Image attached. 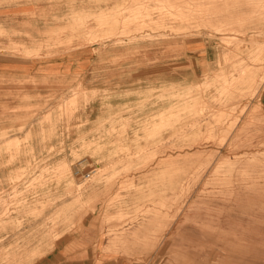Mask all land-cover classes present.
I'll use <instances>...</instances> for the list:
<instances>
[{"label":"rangeland","instance_id":"1","mask_svg":"<svg viewBox=\"0 0 264 264\" xmlns=\"http://www.w3.org/2000/svg\"><path fill=\"white\" fill-rule=\"evenodd\" d=\"M99 251L264 264V0H0V264Z\"/></svg>","mask_w":264,"mask_h":264},{"label":"crops","instance_id":"2","mask_svg":"<svg viewBox=\"0 0 264 264\" xmlns=\"http://www.w3.org/2000/svg\"><path fill=\"white\" fill-rule=\"evenodd\" d=\"M100 256H99V261H97L96 262V264H102L101 262L102 261H100L101 259H103V264H106L107 263V260H111V262H114L113 260H117V257H110V256H108L107 257V255L106 254H104L102 251H99V253H98ZM97 254V255H98ZM106 255V256H105ZM95 260H96V258H95ZM93 263H95V262H93ZM112 264H116V263H112Z\"/></svg>","mask_w":264,"mask_h":264},{"label":"bare ground","instance_id":"3","mask_svg":"<svg viewBox=\"0 0 264 264\" xmlns=\"http://www.w3.org/2000/svg\"><path fill=\"white\" fill-rule=\"evenodd\" d=\"M258 78H259V77H258ZM256 80H257V79H256ZM251 83H252V82H251ZM251 83H250V84H251ZM247 87H248V86H247ZM252 88H253V86H252ZM228 100H229V98H228ZM228 100H226V101H228ZM222 101H223V100H222ZM223 105H224V104H223ZM233 107H234V106H233ZM198 123H199V122H198ZM126 133H127V132H126ZM190 144H192V143H190ZM190 144H189V145H190ZM262 144H263V143L261 142V145H262ZM189 145H188V146H189ZM192 146H193V145H192ZM256 152H257V151H256ZM258 156H259V155H258ZM253 157H254V156H253ZM143 165H144V164H143ZM145 165H146V164H145ZM148 166H149V165H148ZM140 168H141V167H140ZM138 169H139V168H138ZM140 170H141V169H140ZM97 178H98V177H97ZM252 178H253V177H252ZM262 178H263V177H262ZM253 179H254V178H253ZM256 180H257V179H256ZM254 182H255V181H254ZM254 182H253V184H254ZM251 183H252V182H251ZM256 184H257V183H256ZM248 185H249V184H248ZM250 185H251V184H250ZM141 196H142V195H141ZM145 197H146V196H145ZM129 198H130V197H129ZM142 198H144V197H142ZM133 199H134V198H133ZM140 200H141V199H140ZM131 201H132V200H131ZM138 201H139V199H138ZM142 201H143V200H142ZM126 202H127V201H126ZM147 203H148V202H147ZM126 204H127V203H126ZM130 204H131V203H130ZM135 204H136V202H135ZM132 206H133V205H132ZM137 207H138V206H137ZM147 207H148V206H147ZM147 207H146V208H147ZM131 208H132V207H130V209H131ZM153 210H154V209H153ZM153 210H152V211H153ZM134 212H135V211H134ZM141 212H143V211H141ZM126 215H127V214H126ZM128 216H129V215H128ZM87 217H88V216H87Z\"/></svg>","mask_w":264,"mask_h":264}]
</instances>
